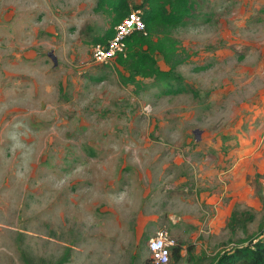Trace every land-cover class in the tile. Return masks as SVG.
<instances>
[{
  "label": "rangeland",
  "instance_id": "374dc122",
  "mask_svg": "<svg viewBox=\"0 0 264 264\" xmlns=\"http://www.w3.org/2000/svg\"><path fill=\"white\" fill-rule=\"evenodd\" d=\"M97 3L0 0V264H151L161 228L209 264L264 219V0H189L183 82L127 86Z\"/></svg>",
  "mask_w": 264,
  "mask_h": 264
},
{
  "label": "trees",
  "instance_id": "16d2710c",
  "mask_svg": "<svg viewBox=\"0 0 264 264\" xmlns=\"http://www.w3.org/2000/svg\"><path fill=\"white\" fill-rule=\"evenodd\" d=\"M97 5L108 11L110 22L104 34L93 38L92 42L93 45H104L113 37L115 27L132 8L128 0H98ZM134 8L142 12L145 32H137L127 38L125 56L120 55L114 61V66L122 70L117 71L119 81L123 86L136 85L137 79L182 83L176 69L183 64V60L177 58L178 42L171 38L170 31L186 24L192 17L193 5L189 0H144ZM156 55L161 57L168 70L159 67ZM183 93V87L178 85L163 91L162 95L176 96ZM181 250V245L172 248L171 260L174 263L181 260ZM67 260L66 254L56 264H65ZM25 264L32 263L25 259ZM209 264H264V219L255 237L249 238L243 245L218 252Z\"/></svg>",
  "mask_w": 264,
  "mask_h": 264
},
{
  "label": "built area",
  "instance_id": "2783aa9c",
  "mask_svg": "<svg viewBox=\"0 0 264 264\" xmlns=\"http://www.w3.org/2000/svg\"><path fill=\"white\" fill-rule=\"evenodd\" d=\"M144 33L145 25L140 9H131L128 15L115 27L113 37L104 45L96 44L91 48L93 62L98 65L112 66L120 56H125L126 39L134 33ZM177 246L166 229L158 230L147 241V251L151 264H169L171 250Z\"/></svg>",
  "mask_w": 264,
  "mask_h": 264
},
{
  "label": "water",
  "instance_id": "95a60500",
  "mask_svg": "<svg viewBox=\"0 0 264 264\" xmlns=\"http://www.w3.org/2000/svg\"><path fill=\"white\" fill-rule=\"evenodd\" d=\"M50 57V59L52 60L53 64H56L55 58L52 55H48Z\"/></svg>",
  "mask_w": 264,
  "mask_h": 264
},
{
  "label": "crops",
  "instance_id": "0c3cea01",
  "mask_svg": "<svg viewBox=\"0 0 264 264\" xmlns=\"http://www.w3.org/2000/svg\"><path fill=\"white\" fill-rule=\"evenodd\" d=\"M161 229H162V228H161ZM150 230H152V229H150ZM158 230H160V229L152 230V231H153V235H154ZM147 252H148V251H147Z\"/></svg>",
  "mask_w": 264,
  "mask_h": 264
}]
</instances>
